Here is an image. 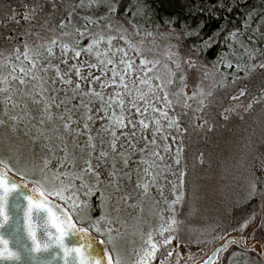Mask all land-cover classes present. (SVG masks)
<instances>
[{
    "label": "snow or ice",
    "instance_id": "snow-or-ice-1",
    "mask_svg": "<svg viewBox=\"0 0 264 264\" xmlns=\"http://www.w3.org/2000/svg\"><path fill=\"white\" fill-rule=\"evenodd\" d=\"M58 3H63V0H36L35 5L23 14V20L31 26L24 35L35 36L37 43L31 47L25 41L23 51L16 47L15 60L20 65L12 63L9 58L6 62L10 66L8 74L0 71V128L6 127L13 133L23 132L32 144L43 141L42 150L51 154V158L42 159V166L29 171L17 167L19 160L14 164L11 156L6 159L0 151V264H152L160 250L167 249L176 238L171 234L165 237V233L177 231L179 222L173 215L167 226L161 225L155 233L161 237L160 240L155 239L154 233L149 231L146 238L142 236L141 248L134 249L131 256L122 259L114 243L116 237L113 236L114 232L116 236L120 233L111 226L114 220L106 209L112 197L106 195L103 185L106 181L115 192H120L121 181L131 180L130 166L135 165L133 170L138 177L136 187L141 195L148 197L151 189L155 188L163 198L164 186L160 181H167L163 173L171 168L163 163L164 154L170 152L171 145L166 143L169 136L164 134L162 119L167 120V128H179L177 118H168L167 109L173 105L170 97H184L185 106L188 107L187 100L198 94L203 95L201 91L188 96L184 91L187 84L183 66L194 69L198 62L190 57H181L179 44L169 45L166 57L172 63L163 65L167 78H162L157 73L160 60H149L144 56V40L151 38L150 43L155 45L158 37L167 39L175 35L174 30L169 33L158 29L152 31L129 21L132 28L129 32L122 23L114 25L113 20L119 19L120 0H76L67 16L57 25L61 30L59 36L41 43L39 32H33L31 28L36 26L38 16L44 13L47 5L55 11ZM78 8L86 11L104 8L105 11L95 17L79 16ZM228 10L232 11L231 8ZM130 11L137 16L141 9L135 5L124 8L125 14ZM74 14L82 21L81 27H75ZM12 19L20 23L15 16ZM47 24L45 20L40 27L46 28ZM69 28L71 31L66 30ZM261 28H264V0H259V10L253 4L244 12L241 26L229 31L225 41L230 42L229 47L238 45L241 58L247 56L255 59L258 51L262 55L264 51L250 48L249 44L253 42L254 33L260 32L264 37ZM46 30L54 31L52 28ZM105 32L109 34L105 35ZM219 35L218 32L204 40L198 31L186 29L183 33L184 38L195 36L200 39L203 44L201 51L211 48ZM134 36L144 39L135 43L132 39ZM176 38L180 39L179 36ZM85 40L87 43H82ZM116 40L122 41V46H115ZM101 45L106 46L102 48ZM173 47L176 48L175 52L171 51ZM198 47L192 45L191 51L195 52ZM41 48L46 53V63L40 60ZM57 48L59 54L55 51ZM130 51L134 53L133 56L129 55ZM82 56L91 57L95 62L81 59ZM53 60L58 63H53ZM219 62L228 68L243 70L239 63L225 62L224 56ZM23 64L28 67L21 66ZM5 66V63H0V70ZM259 67L264 68V64ZM50 71L54 75L49 76ZM205 75H208L207 71ZM177 82L182 86L170 93L168 89ZM108 88H114V91L108 93ZM61 95L63 98H60ZM207 95L211 96L212 93ZM245 95L246 91L241 89L239 95L231 99L238 100ZM200 104L205 106L204 100ZM30 105L41 106L38 116L33 115ZM251 107L249 103L245 111ZM149 110L153 116L146 120L144 117ZM157 113L160 118L156 117ZM57 120L59 125L50 128ZM149 130L151 138L146 135ZM50 131L56 135H49ZM82 136L85 140L81 144L79 138ZM65 137H70L73 142L71 151ZM158 139L165 141L162 151ZM54 140L58 143H53ZM141 140L143 147H138ZM176 152L174 162L179 165L183 148H177ZM137 155L139 159H134ZM261 171L264 172V168ZM9 173L21 179L17 180ZM29 175L33 177L31 181L26 179ZM262 181L264 176L256 177L252 184L253 194L257 184ZM180 183L183 184V173ZM175 187L173 185V192ZM93 198L98 200L97 206L101 211V215L94 220L87 215L94 210ZM118 199L128 207H139L130 203L132 197L127 194ZM181 201L182 195H177L169 207ZM140 210L143 211L142 207ZM112 211L119 212L120 207L116 206ZM86 222L89 228L82 226ZM89 229L107 239L94 241ZM96 243L108 245L110 250L108 247L97 250ZM172 256L173 251H167L160 264H166ZM180 258L177 253V264ZM211 259L205 264H210Z\"/></svg>",
    "mask_w": 264,
    "mask_h": 264
},
{
    "label": "trees",
    "instance_id": "trees-1",
    "mask_svg": "<svg viewBox=\"0 0 264 264\" xmlns=\"http://www.w3.org/2000/svg\"><path fill=\"white\" fill-rule=\"evenodd\" d=\"M35 3L36 0H0V63H5L6 65L0 71H2L4 75H7L10 71V66H7L6 64L9 58H11L12 63L20 65V62L15 60L14 49L16 47H20L21 51H23L22 45L25 41H27L31 47H34L37 43V38L35 36L29 37L24 35V33L27 32L31 26L22 18L23 14L34 6ZM75 3L76 0H63V3H58L55 11L51 9L50 5L45 7L44 13L39 15L37 18L38 22L36 23V26L31 28L33 32H39L40 37L42 38L40 41L41 43L44 40H50L54 36H59L61 30L57 27V25L61 19H64L67 16V12L71 10ZM253 4H255L257 6V10H259V0H120V13L118 14L119 19L118 21L113 20V23L114 25L117 23L124 24V26L129 29V32L132 31L129 21L137 26H142L143 28L152 31H156L158 29L160 32L169 33L174 30L175 35L167 39L158 37L155 45L150 43L151 38L145 39L144 48L146 50L148 48H157L163 52L166 49H169V45L179 44L181 57L195 58L198 62V66L196 68L190 69L183 66V71L186 74V83L190 84L193 88H196L197 84H200L209 86L210 92L211 90L215 91V93L216 91L222 92V95L220 96L214 95L212 98L211 96L207 97V101L214 100L212 108H217L214 112L215 120L218 118V121H220L222 119L220 112L222 111V107L226 105L228 97L239 95V91L244 89L246 91V95L240 97L237 102H239L240 105L247 104L248 106L249 103L253 105L254 101L264 92V68L259 67L260 64H264V55L260 54L259 51L255 57V59L259 58L257 62H255V59H249L247 56H244L241 59L239 64L242 65V71L233 70V68H230L232 71H225L224 69L219 68L221 56H227L228 54L231 55L232 51L238 49V45H236L235 48L229 47L230 42H226L225 37L229 31L241 26L244 12L251 8ZM129 5L139 7L141 9L140 14L133 16L131 11L125 14L124 8ZM229 8H231L232 11H229ZM237 9H239V11H237ZM104 11V8L93 9L91 11L78 8L77 14L79 16L92 15L95 17L102 15ZM133 11H135V8H133ZM49 12H51V15H48ZM145 12L147 13L146 15L144 14ZM13 16H15L16 20H19V24L12 19ZM45 20L48 21L46 28H52L54 31L49 32L46 28L40 27V24H42ZM73 20L75 27L82 26V21L77 18L76 14H74ZM253 27H255V25H253ZM186 29L200 32V35L204 40H207L209 37L218 32L220 35L211 48H205L201 51L200 48L203 47V44L200 39L195 36L184 38L183 33ZM66 30L71 31V28ZM261 32H264V28ZM108 34L109 33L105 32V35ZM112 34L115 35L114 32ZM252 35L254 40L249 44V47L264 51V37H261L260 32H257L256 35ZM176 36H179L180 39L178 40ZM139 38L144 39L142 36L132 37L134 40ZM120 42L123 44L122 41ZM82 43L86 44L87 41L85 40ZM192 45H199L200 47H198L195 52H192ZM39 51L42 54L40 56V60L46 63V53L44 52V49L41 48ZM55 51L59 54L58 48L55 49ZM31 54L32 53H30V55ZM81 59H92V62H95V60L91 57L82 56ZM53 63H58V61L53 60ZM21 66L26 68L28 67L27 64H23ZM61 67L63 68V65H61ZM205 67L210 68L211 72L214 73L216 83H208V77L211 73L207 72L208 75L206 76V71L204 70ZM48 75L51 76L54 75V73L50 71ZM225 77H227V79H225ZM162 78H167V70L165 68ZM73 79H75V77H73ZM234 79L236 81L235 83H233ZM98 87L99 85H97V88ZM180 87L181 85L177 82L175 86L170 87L168 90L172 93L176 92ZM106 91L108 93H112L111 88H108ZM213 93L214 92H212V96ZM60 98H63V96L61 95ZM170 98L175 103L173 104L177 111L175 118L179 120L178 130L181 137V147L183 148V197L181 207L175 210L176 220L179 222L178 230L171 233V235L176 237L172 240V247H176L180 243L179 240H177L180 233L191 229L190 224L193 222L186 224V220H189L190 216L194 220L192 213L195 209L193 206L189 205L187 198L193 189L198 173L204 174L205 172H209L213 169V167L218 166L219 154H217L216 149L218 150L220 148L221 142L215 145V160H211V162V151L205 146V144L207 141H211V139L213 140L214 138H216V140H221L223 127L216 126L213 128L209 126L211 121L210 111L208 119L202 120L203 123L204 121H207V123H204L205 129L203 130L198 125L200 118L193 121L191 116L186 114L185 109L182 107L184 101L183 97L178 98L176 96H171ZM39 107L41 106L30 105L33 115H39ZM246 113L249 112H244L247 117L251 116V114L249 115ZM33 123H35V121ZM59 123L60 122L57 120L55 124L50 125L49 127L54 129L57 125H59ZM6 133L13 135V138H15L14 136L21 134V132L13 133L6 127L0 128V138L9 136ZM49 135L55 136L56 133L54 131H50ZM65 139L67 140L70 151L74 147L73 142L69 137H65ZM5 143L6 142L4 140L0 142V151L3 152L5 158H8L9 156L13 158L14 155L11 152L10 146ZM53 143H58V141L54 140ZM39 145L40 148L43 149V141H39ZM259 147L263 148L264 144L261 143ZM57 155H59L58 152ZM45 157L51 158V154L45 152ZM261 165L264 164L260 161H254L252 163L251 172L253 176V183L255 182L256 177L264 176V172L261 171L263 168ZM13 175L15 176L14 173ZM18 178L21 179L20 177ZM92 204L94 206V210L88 214L90 217L98 218L101 214L100 208L97 206L98 200L93 198ZM259 208H261L263 212V221L261 226L264 231V181L257 184L254 194L252 190L251 194L245 199V201L235 207L234 212L227 218V222L221 224L223 226L221 232L241 229L252 220L255 211ZM82 226L89 228V224H83ZM184 226L186 227L185 230H183ZM89 231L92 233L95 232L91 229H89ZM209 233H211V226L201 230L198 235H195L196 237L194 239L196 243H201V245L211 244L212 238ZM220 233L218 234L220 235ZM94 234L100 237L99 234ZM182 243L186 245L184 241H182ZM139 247L140 246H133L132 248L130 246H126L124 249H126L130 253L129 256H131L133 250L140 249ZM227 249L228 252L226 258L224 259L225 264H264V256L252 251L249 247L242 248L240 246H229Z\"/></svg>",
    "mask_w": 264,
    "mask_h": 264
},
{
    "label": "rangeland",
    "instance_id": "rangeland-1",
    "mask_svg": "<svg viewBox=\"0 0 264 264\" xmlns=\"http://www.w3.org/2000/svg\"><path fill=\"white\" fill-rule=\"evenodd\" d=\"M262 29L263 28H261L260 31H262ZM256 34L257 33H254V35ZM140 40L141 38L133 39V42L139 43ZM114 45L122 46V43L120 40H116L114 41ZM101 46L105 47L106 45ZM168 51L169 49L162 52L160 49L152 48L151 51L146 50L144 52V56L147 59L160 60L161 63L158 65L157 73L161 75V77L164 71L163 65L165 63L171 65L172 63L166 57ZM171 51L175 52L176 49L171 48ZM129 55L133 56L134 53L130 51ZM224 58L225 62L232 61L234 64L239 63L242 59L236 49L232 51L231 55L228 54L227 56H224ZM173 59H177V57H173ZM191 59L195 60V58ZM258 59L259 58L255 59V62H257ZM138 63L139 60L137 59V64ZM219 68H222L225 71H232L230 68L226 67L224 63H220ZM204 70L211 73L208 77V83H216V78L214 73L211 72V69L205 67ZM233 70H236L235 67H233ZM95 74L99 75L98 72H95ZM149 75H152V73ZM186 84L187 87L184 88V91L188 96H191L193 92H203V95L198 94L194 98L187 100L186 103L189 105L188 107L185 106V98L183 97L184 101L182 107L185 109L186 114L190 115L193 121L200 118L198 125L204 130L205 125L202 120H207L211 111V121L209 126L213 128L216 126L223 127L221 140L217 139V141L216 138H214L213 140L211 139V141H207L205 144V146L211 151V162V160H215V145L221 142L220 148L218 150L216 149L217 154H219L218 166L213 167L209 172H203L204 174L198 173V176L196 177L193 189L187 198L189 205L193 206L195 209L192 213L194 220L191 216V220H186V224L193 222L190 224L191 229L180 233L179 238L177 239L180 243L176 247H172L173 242H171L167 249L162 248L157 254V259L152 262V264H160V260L167 256V251H173V256L169 261H166V264H177V253H179L181 257L179 259V264H198L228 236L237 238L238 241L230 242L226 246V250L223 248L218 253L213 264H225L224 259L226 258L228 252L227 248L229 246H240L242 248L249 247L252 251L264 256V231L261 226L263 212L261 208L255 211L252 220L241 229L221 232L223 229L221 224L227 222V218L234 212L235 207L242 204L253 190V176L251 172L252 163L254 161H260L264 164V147H259L261 143L264 144V92L254 101L252 107L247 110L249 113L246 114H251L250 117H247L244 114L247 104L240 105V103L237 102L238 100H232L231 97H228L226 105L222 107V111L220 112L222 119L218 121V118L215 120L214 116V112L217 108H212L214 100L207 101V94L210 92V87L197 84L196 88H193L190 84ZM111 91L113 92L114 88H111ZM212 92L214 93L213 96L211 95V98L214 97V95H222V92L220 91H216L215 93V91L211 90V93ZM160 95L162 96V93ZM201 100H204L205 102V106L203 107L200 104ZM173 104L175 103L173 102ZM157 106L162 107V105ZM226 109L230 111L225 112ZM231 109H235V111H231ZM167 111L169 119L175 118L177 111L174 105L167 109ZM155 115L157 118H160L158 113ZM225 115H227V119H225ZM152 116L153 114L151 110H149L148 115L144 118L150 120L152 119ZM135 118L139 119V117ZM162 123L165 125L164 134L169 136L166 143L171 145L170 152L164 154L165 160L163 163L170 165L171 168L163 173V175L167 177V181H160L164 186L163 198L155 188L151 189V193L148 197H143L141 195L140 190L136 187L138 177L137 173L133 170L136 167L135 165L130 166V170H132L131 180L124 179L121 181L120 192H115L107 185L106 181L103 185L106 195L112 197L111 201L106 204V209L108 210L110 217L114 220V223L111 226L118 229L120 233L119 236H116V233L114 232L113 236L116 237L114 243L117 252L122 259L128 258L130 254L124 248L126 246L132 248L133 246H140L139 248H141L142 236L146 238L149 231L154 233L155 239L160 240L161 237L155 235V233L158 232L161 225H164L165 227L167 226L170 217L174 215L176 219L175 210L181 207V202L172 205L171 208L169 207L175 197L177 195H182L183 192L180 183L182 173V153L179 157V165L174 162L177 157L176 150L181 147V137L178 128L175 126L167 128V120L164 119H162ZM6 134L9 136L1 137L0 142L4 140L6 142L5 144L10 146L11 152L14 155L13 163L15 164L16 160L20 161V164L16 165L17 167L31 171L33 167L42 166V159L45 157V151L40 148L39 142L32 144L28 137L24 136L22 132L18 136H14L15 138H13V135ZM146 135L151 138V130H149ZM137 138L139 139V134ZM84 140L85 138L83 136L79 138L81 144L84 143ZM158 143L161 144L162 151L165 141L158 139ZM143 144L144 142L141 140L138 147H143ZM97 145V150H99L98 141ZM79 155L80 153L77 150V156ZM134 159H139V156L137 155ZM261 166L264 168V165ZM26 179L27 181H31L33 177L29 175ZM168 181H170V183ZM173 185L176 186L175 192H173ZM124 194L131 196L132 200L130 203L137 204L139 207H128L122 200L118 199V197L123 196ZM165 201H167V203ZM116 206L120 207L119 212L112 211V208ZM141 207L143 211L140 210ZM87 215L90 217L89 214ZM90 218L93 220L96 219L95 217ZM84 224L88 223L86 222ZM210 226L211 233L209 234L212 238L211 244L201 245V243H196L194 239L196 237L195 235H198L201 230ZM184 227L183 230L186 229V227ZM218 233H220V235ZM169 234L171 233H165V237ZM99 238H101V240L107 239L106 236L101 235ZM241 240H244V245L240 243ZM182 241H184L186 245H184ZM105 246L110 250V246Z\"/></svg>",
    "mask_w": 264,
    "mask_h": 264
},
{
    "label": "water",
    "instance_id": "water-1",
    "mask_svg": "<svg viewBox=\"0 0 264 264\" xmlns=\"http://www.w3.org/2000/svg\"><path fill=\"white\" fill-rule=\"evenodd\" d=\"M9 175L13 176L15 179L17 180H20L18 177L14 176L13 174L9 173ZM89 235L93 238L94 241H99L101 240V238H99L98 236L94 235L93 233H91L89 231ZM232 241H238L237 238H234L232 236H228L224 239V241L217 245L210 253L209 255L200 263L198 264H205V261H209V258L211 257V261H210V264H213L214 260L216 259L218 253L223 249L225 248V246H227L230 242ZM242 245H244V240H241L240 242ZM95 247L97 248V250L101 249V248H105L106 246L105 245H100L98 243L95 244Z\"/></svg>",
    "mask_w": 264,
    "mask_h": 264
}]
</instances>
